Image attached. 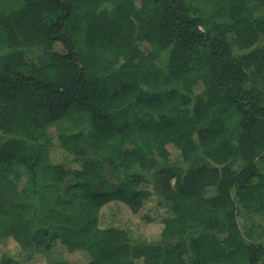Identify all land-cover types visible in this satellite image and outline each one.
Listing matches in <instances>:
<instances>
[{"label":"trees","instance_id":"obj_1","mask_svg":"<svg viewBox=\"0 0 264 264\" xmlns=\"http://www.w3.org/2000/svg\"><path fill=\"white\" fill-rule=\"evenodd\" d=\"M9 239L0 264H264V0H0Z\"/></svg>","mask_w":264,"mask_h":264},{"label":"rangeland","instance_id":"obj_2","mask_svg":"<svg viewBox=\"0 0 264 264\" xmlns=\"http://www.w3.org/2000/svg\"><path fill=\"white\" fill-rule=\"evenodd\" d=\"M128 118L132 120V114L131 113H129ZM51 131L55 132L56 127H52ZM41 168H43V166H41ZM105 173L107 174V176L110 180V183L113 184V186L122 182L121 181L122 178L118 174V172H115V171H112L111 169L106 168ZM11 201H14L13 195L7 194L3 197L1 203L7 204ZM114 205H116V204H114ZM116 207H118V208L114 209L117 212V214H116L117 217H115L116 219H112V217L107 216V218L104 220L105 225H110V224L122 225L125 221H127V223H130L132 220V216H129L124 208H121L122 205H119ZM133 225H134L133 227L139 231V220H135L133 218ZM159 228H160V226L158 224H155V226L151 225V227H149V228H146L143 226L141 232H144V234L147 235V237L155 238L159 234ZM90 232H91V230H85L83 233L79 234L77 238L84 239L89 235ZM9 241H11L12 243L0 240V248L2 246L4 247V245L8 244L11 248H13L14 252L15 251L18 252V249L14 247L15 242L10 240V239H9ZM63 255L65 257H67L69 260H72L73 262L78 263V264H84L86 262V259H87L86 257L82 256L80 253H67L66 252ZM29 264H45V261L42 257H37L36 259H34Z\"/></svg>","mask_w":264,"mask_h":264}]
</instances>
